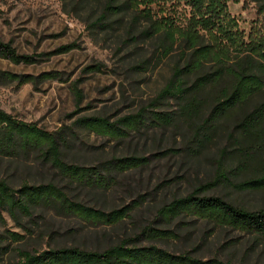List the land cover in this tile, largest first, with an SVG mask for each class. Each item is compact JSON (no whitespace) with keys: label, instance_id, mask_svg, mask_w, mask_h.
<instances>
[{"label":"rangeland","instance_id":"rangeland-1","mask_svg":"<svg viewBox=\"0 0 264 264\" xmlns=\"http://www.w3.org/2000/svg\"><path fill=\"white\" fill-rule=\"evenodd\" d=\"M106 0H0V41L18 54L32 57L29 63H13L0 57V72L33 76L31 81L0 78V108L17 119L65 138L61 149L68 163L93 166L111 157H148L146 164L114 171L104 185L70 181L56 167L43 162L36 152L20 156L0 154V179L17 187L51 182L73 200L110 211L129 206L128 215L115 224L90 223L53 207L38 206L30 216L7 213L0 218V233L15 231L18 241L0 243V264H17L16 251L43 250L76 245L102 250L125 237L137 235L142 227L168 229L174 234L142 244L155 243L170 251H188L198 257L218 256L243 264H264V237L227 226L215 225L191 215L163 218L160 207L190 193L195 187L215 180L219 151L225 156L227 179L204 190L248 210L264 208V188L248 190L236 184L252 175V169L238 170L233 142L236 113L220 117L208 140L192 141L195 124L206 117L210 105L193 120L180 115L177 100L157 99L159 91L182 64L179 44L161 53L153 37L142 35L148 27L133 12L110 13L99 24L95 19ZM229 16L244 40L264 38V17L253 0H228ZM154 6V5H153ZM158 11L174 26L187 27L189 7L166 2ZM204 42L220 49L219 40L201 29ZM177 34V33H176ZM70 49L60 51L62 46ZM49 72L48 77L40 74ZM193 80V75L187 79ZM259 97H255L254 101ZM145 109V110H144ZM143 110L145 121L122 137L97 133L76 123L82 117H105L109 122ZM153 111L173 116L170 124L150 121ZM171 152L165 153L166 150ZM264 164V152L261 156Z\"/></svg>","mask_w":264,"mask_h":264},{"label":"trees","instance_id":"trees-1","mask_svg":"<svg viewBox=\"0 0 264 264\" xmlns=\"http://www.w3.org/2000/svg\"><path fill=\"white\" fill-rule=\"evenodd\" d=\"M227 1L106 0L95 24L101 23L110 13L131 11L134 19L143 17L148 21L149 25L143 29L142 35L153 37L161 53L167 54L175 43L179 44L183 63L173 67L171 77L159 91L156 100H177L180 115L190 121L200 117L201 110L210 105L207 116L198 118L200 123L193 125L192 141L197 145L209 139L220 117L236 113L234 129L228 134L233 142L231 151L236 158L235 168L252 169V175L238 182L236 187L258 190L264 188V164L261 162L264 152V38L244 40L229 16ZM253 1L264 17V0ZM166 2L172 5L183 3L189 7L187 27H176L167 17L158 15ZM197 29L207 32L211 39L219 40L220 49H215L213 40L211 43L204 42L203 35ZM70 47L62 46L60 51ZM0 57L13 63H29L32 60L31 56L18 54L9 43L1 41ZM49 75V72L40 74L45 78ZM192 75L193 80L190 82L187 79ZM0 78L23 83L31 81L33 76L0 72ZM255 97L259 99L254 101ZM146 117L142 110L113 123L105 117H82L76 123L97 133L120 138L138 129ZM148 117L159 125L173 121V116L165 112L153 111ZM64 143L65 138L60 133L45 131L0 108V154L20 156L36 152L43 162L56 167L70 181L104 185L114 171L138 167L149 160L148 157L127 155L111 157L93 166L78 165L63 159L61 149ZM171 151L168 149L165 153ZM228 152L225 147L219 151L214 181L197 186L190 193L163 204L159 215L163 218L191 215L215 225L264 237V208L248 210L221 196L204 193L212 183L227 179L225 156ZM38 206L53 207L58 212L74 214L90 223L103 224L119 222L131 209L124 206L103 211L89 207L73 200L61 187L51 182H23L13 187L0 179V218L4 212L14 219L18 214L30 216ZM7 232V235L0 233V243L5 238L11 241L23 238L18 232ZM172 234L174 232L171 230L148 225L142 227L137 235L125 237L102 250L76 245L48 247L38 251L19 249L16 251L19 258L17 264H243L218 256L198 257L188 251H170L152 242L141 243L142 239L153 241Z\"/></svg>","mask_w":264,"mask_h":264}]
</instances>
